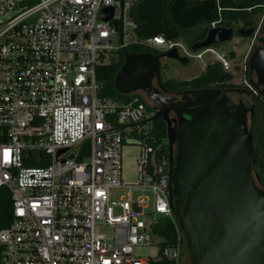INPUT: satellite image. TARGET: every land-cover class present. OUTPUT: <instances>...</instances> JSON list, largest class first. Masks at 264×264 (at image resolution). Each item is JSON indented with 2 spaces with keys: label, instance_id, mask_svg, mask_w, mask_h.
<instances>
[{
  "label": "built area",
  "instance_id": "1",
  "mask_svg": "<svg viewBox=\"0 0 264 264\" xmlns=\"http://www.w3.org/2000/svg\"><path fill=\"white\" fill-rule=\"evenodd\" d=\"M138 1L0 0V187L12 203L11 221L0 228L3 264L183 263L167 139L147 140L143 128L154 109L135 94L125 103L100 95L95 76L128 45L180 47L161 34L138 38ZM204 52L252 90L245 64L231 66L227 52L212 48L196 57ZM124 144L138 146L134 181L121 177ZM162 218L173 226L170 242L157 232ZM153 244L152 254L135 251Z\"/></svg>",
  "mask_w": 264,
  "mask_h": 264
},
{
  "label": "water",
  "instance_id": "2",
  "mask_svg": "<svg viewBox=\"0 0 264 264\" xmlns=\"http://www.w3.org/2000/svg\"><path fill=\"white\" fill-rule=\"evenodd\" d=\"M160 3L139 0L135 4L138 38L157 34L166 39L176 37V31L166 27ZM214 4L213 0H204L187 8L184 0H174L170 13L178 27H189L197 19L212 21ZM99 16L109 19L111 9L102 8ZM230 32V27L210 28L190 51L227 42ZM245 32L249 35L252 29ZM164 55L188 64V58L175 48ZM247 65L250 83L264 96V47L252 51ZM153 77L163 89L158 56L126 53L115 87L122 94L142 90L163 105L155 116L166 124L168 199L184 234L188 264H264V184L251 173L257 159L252 126L247 128L240 107L233 108L220 96L223 90H166L164 97L152 86ZM176 95L181 102L174 101ZM170 111L174 117L169 116Z\"/></svg>",
  "mask_w": 264,
  "mask_h": 264
},
{
  "label": "trees",
  "instance_id": "3",
  "mask_svg": "<svg viewBox=\"0 0 264 264\" xmlns=\"http://www.w3.org/2000/svg\"><path fill=\"white\" fill-rule=\"evenodd\" d=\"M172 0H161L160 8L161 13L166 24V14L168 12L169 4ZM248 1V0H245ZM249 2H251L249 0ZM256 3H264V2H256ZM254 3L252 2L251 5ZM244 7H248L247 3L243 4ZM220 7L225 10L222 11L223 17L227 20L236 19L238 16L244 17V11L232 10L229 8L239 7V4H234L232 0H220ZM217 18V17H216ZM214 18V20L216 19ZM259 42L262 46H264V36L259 38ZM149 50L153 51L150 48L141 46V45H128L122 50H119L115 54V58L110 59L108 63L99 64L95 69V76L97 82L100 84V95L102 96H110L115 100L125 103L130 101L133 98L132 94H122L115 87V78L118 74L122 64L124 62V55L126 53L130 54ZM157 53V52H156ZM162 54V53H159ZM233 57L232 52H228ZM247 67V61H246ZM248 69L245 71V75L247 76ZM233 75L231 73L225 72L222 70L221 65L218 62H212L205 65L204 71L197 77L192 78L190 80H175L166 78L161 82V85L167 91H185V90H193V89H206L214 86H240L239 84H233L231 82ZM142 101V99H139ZM263 116L260 112L258 118L254 121V129H253V137H254V145L257 149L258 156L256 159V163L252 166V171L254 174H257L262 183L264 184V131H263ZM147 140H161L166 139V124L160 116H154L152 119V125L147 131ZM166 148L164 147L163 153L166 154ZM27 165H41L36 163H28ZM12 218V203L10 192L6 187H0V228L7 226ZM159 225L162 226L161 230H157L158 234L162 235L165 232L166 237L168 238V242L173 238V226L169 223L168 219L162 218L159 221ZM2 248L0 246V264H3L2 258ZM185 261L182 264H188V253L185 249L184 252Z\"/></svg>",
  "mask_w": 264,
  "mask_h": 264
},
{
  "label": "flooded vegetation",
  "instance_id": "4",
  "mask_svg": "<svg viewBox=\"0 0 264 264\" xmlns=\"http://www.w3.org/2000/svg\"><path fill=\"white\" fill-rule=\"evenodd\" d=\"M174 0L171 1V3ZM204 0H184V5L189 8L195 5H199L203 2ZM215 2L214 4V8L211 11L210 15L213 18V22H215L214 25H211V22H208L204 19H197L194 24H192L189 27H178L176 25V23L174 22L171 13H170V5L168 7V12L166 14V27L169 28L170 30H175L176 32V37L173 39L176 42H178L180 44V40L182 42H184L185 48L190 50L191 45L193 44H197L199 42H201L206 34L208 29L210 28H216V27H230L232 29L231 33V37L230 40L233 37H237L240 40L246 41L247 39H250V37L252 35H255V41H256V45L252 46L249 50L248 56L246 57L244 64L247 61L248 64V58L249 55L252 53V51L257 48V47H264L261 45V43L259 42V38L264 36V33L259 34L258 36H256V32H257V24L255 22L254 17L256 16L257 13L263 11L264 9V3H256V2H264V1H255V0H250L251 2L245 1V0H232L234 2V4H239V7H233V8H229L232 10H239V11H244L245 13L243 14L244 17H240L238 16V18L236 19H231V20H227L226 18H224L222 15V11L225 10L224 8L220 7V0H213ZM252 2L254 3L253 5L250 6V4H252ZM247 3L248 7H244L243 4ZM217 17V18H216ZM214 18H216L214 20ZM252 29V32H250V34L248 35L247 31L248 29ZM239 31H244V32H239ZM229 40V41H230ZM228 42V41H227ZM226 42L223 43H219L216 44L214 46H220L222 44H225ZM250 43V42H249ZM252 45L249 44L248 46ZM207 47V48H211ZM178 48H176L177 50ZM205 49V48H203ZM153 50V49H152ZM155 50L153 51H149V50H144V51H139V52H135L136 54H151V55H156L158 56V62H159V74H160V79L161 82L166 79V78H162L161 77V70L162 67L165 66L164 62H162V59L166 58L164 53L159 54L160 52H157ZM231 52V51H226ZM233 52V51H232ZM130 54H133L131 52H129ZM234 53V52H233ZM175 60V59H174ZM177 61V60H176ZM246 65V64H245ZM247 69H248V65H247ZM237 75H241L239 73H237ZM244 75V74H243ZM242 77V76H241ZM240 77V78H241ZM239 78V80H240ZM247 78H248V82L250 83L249 79V73H247ZM252 79L255 82V76L252 74ZM240 83V82H239ZM234 84V83H233ZM251 84V83H250ZM240 85V84H239ZM152 86L155 87L159 94L161 96L166 97V89L163 87L160 88V86H158L156 84L155 81V77H153L152 79ZM252 90L246 88L243 84L236 87V86H214V87H210V88H206V89H219V90H223V92L220 94V96L227 101V103L231 106H233V108H237L240 107V109L243 111V115H244V120L246 122L247 128H249L250 126H252V132L254 129V121L258 118V116L260 115V112L262 114H264V96L259 94V89L255 88L252 84H251ZM193 90H200V89H193ZM238 90H242V91H238ZM188 91V90H187ZM139 92L143 98L147 99L151 106L154 109L155 114L157 112L160 111V109H163V105L159 102H154L152 99H150L147 94L142 91L139 90L137 91ZM154 96H156L157 94L154 92L153 93ZM158 96V95H157ZM175 102H181V97L180 95H176L175 96ZM158 106L157 108H154ZM250 108H252V110H250ZM155 116V115H154ZM169 116L170 117H174V114L172 113V111L169 112ZM264 122V116H263V120L262 123ZM254 139V137H253ZM254 141V140H253ZM257 150V149H256ZM257 156H258V152H257ZM251 173L253 174L252 168H251ZM185 261V258H184Z\"/></svg>",
  "mask_w": 264,
  "mask_h": 264
},
{
  "label": "rangeland",
  "instance_id": "5",
  "mask_svg": "<svg viewBox=\"0 0 264 264\" xmlns=\"http://www.w3.org/2000/svg\"><path fill=\"white\" fill-rule=\"evenodd\" d=\"M264 9V8H263ZM255 22L257 24V32L255 33L256 36L259 34L264 33V10L257 13L254 17ZM131 30H128V34L131 38L132 32ZM180 47H178L177 52L181 56H186L188 58V64L183 65L180 62L171 59V58H164L162 59V62H164L165 66L162 67L161 70V77L162 78H169V79H175V80H190L192 78H195L199 76L205 68V65L211 63L215 55L210 52H204L199 57H196V54L200 53V51H190L185 48L184 42L181 40ZM250 42V43H249ZM248 46L249 44H251ZM256 45L255 41V35H252L250 39H247L246 41L240 40L237 37H233L230 41L226 42L225 44H222L220 46H212L211 48L217 53L220 54L222 52L226 51H233V58H231V55H229V62L230 65H237L239 66L244 64V61L246 57L248 56L249 50L252 46ZM111 59L115 58V55H110ZM110 59H106L105 61L108 62ZM236 69V71L238 70ZM242 75H237V73L234 70V76L232 77L231 82L234 84H240L243 83L240 82L239 78ZM240 82V83H239ZM131 94L137 95L139 98L144 100L149 105L150 102L143 98L142 95L139 92H134ZM152 121L143 123V128L145 131H148V129L151 127ZM138 159V146L136 144H124L121 147V177L124 180H130L134 181L136 179V169H137V161ZM254 174V173H253ZM119 195V194H118ZM116 195V198L118 197ZM141 195V192L134 191L133 192V198L136 199L138 196ZM144 195H147L150 197L149 192H145ZM157 248V245L153 244L150 246H139L135 247L136 253L140 254V256L152 254L155 252Z\"/></svg>",
  "mask_w": 264,
  "mask_h": 264
}]
</instances>
